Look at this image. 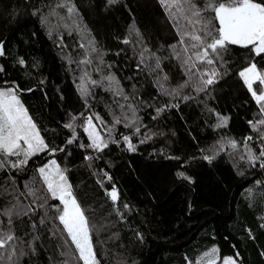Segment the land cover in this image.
Segmentation results:
<instances>
[{
	"label": "trees",
	"instance_id": "1",
	"mask_svg": "<svg viewBox=\"0 0 264 264\" xmlns=\"http://www.w3.org/2000/svg\"><path fill=\"white\" fill-rule=\"evenodd\" d=\"M62 2L0 0V40L5 45V56L0 57V65L5 68L0 73V86H5V81H16L22 89L32 88L31 92L21 93V100L42 134L71 153L68 156L57 153L56 158L70 169L69 179L77 199L88 209L100 264H194L212 247L218 248L220 261L238 252L242 264H264L261 255L264 228L260 227L264 224V186L256 184L258 180L264 182V171L240 159L245 152V136L254 137L250 146L255 149L261 146L247 124L249 119L259 117L258 106L237 75L246 66L247 50L231 46L226 56L229 74L213 87L210 95H197L186 89L195 99L181 102L179 109L167 110L152 119L156 116L155 106L170 98L159 94L155 77L148 69L143 65L137 69L138 45H125L121 41L134 21L145 44L157 55H167V45L175 43L177 37L158 0H120L108 8L105 0H73L96 46L104 54L100 71L96 70L95 59L91 65L78 63L84 58L79 44L87 45L90 37L75 30L72 20L66 18V10L56 9L58 15L49 17L47 26L29 14L30 4L43 7L44 15L48 16V7L44 6L55 8ZM20 57L26 66L16 63ZM255 60L258 68L264 70V61L258 57ZM162 67L168 75L166 87L182 82V70L176 61L165 60ZM109 71L130 96L128 102H132L131 94L135 92L140 104L138 115L146 127L141 128L139 137L133 138L136 152L110 144L98 158L88 162L83 160V155L97 154L79 149L76 144L63 145L67 130L62 125L69 114L83 112L85 116L99 113L110 127L112 113L121 115L117 101L127 102L114 97L104 87L93 86L85 78V86L92 93L88 97L89 108L83 106L78 92L85 72L99 81ZM40 80L44 83L40 84ZM217 113L229 117L227 126L214 127ZM78 122H81L79 117ZM115 128L114 136L130 134L123 124ZM99 130L106 135L104 126H99ZM77 132L86 142L83 129L78 127ZM144 133L153 135L139 144ZM222 139H235L238 148L225 146L215 154L212 163L205 161L203 156L212 155ZM34 163L39 164L40 159L33 158L24 172L13 173L19 185L32 176ZM178 171L190 177L191 182L178 178ZM104 172L111 176V181L103 178ZM4 179V172L0 171V184ZM101 179L103 188L97 183ZM113 184L119 192L118 204L127 203L131 207L124 221L114 213L109 215L112 204L104 189L110 190ZM248 189H252L251 195ZM5 202L0 196V209ZM24 231L18 229L17 235H23ZM136 231L143 234V242L136 238ZM58 243L55 237L44 233L37 242L36 254L23 256L19 264H58L60 249L54 247Z\"/></svg>",
	"mask_w": 264,
	"mask_h": 264
},
{
	"label": "snow or ice",
	"instance_id": "2",
	"mask_svg": "<svg viewBox=\"0 0 264 264\" xmlns=\"http://www.w3.org/2000/svg\"><path fill=\"white\" fill-rule=\"evenodd\" d=\"M119 2L120 0H105V8ZM158 4L164 10L177 37L175 43L167 45V55H157L145 44L134 21L128 25V35L121 41L125 45L130 43L138 45L137 69H140L141 65L148 69L155 77L159 94L170 98L155 106L156 116L152 119H156L167 110L179 109L181 102L186 103L195 99L185 91L186 89L197 95L201 93L205 96L210 95L213 87L229 74L226 56L231 46L245 49L248 54L246 66L242 67L237 75L258 106L259 117L255 120L249 119L247 124L256 134L261 146L259 149L250 146L249 142L253 141L254 137L245 136L243 140L245 152L240 159L246 160L251 167L258 166L264 171V70L258 68L255 60L258 57L264 61V0H158ZM44 7H48V16L44 15L43 7L31 4L29 14L37 17L41 25L47 26L50 23L49 17L58 15L56 9L66 10V18L72 20L75 30L90 37L87 45L79 44L84 52V58L78 63L91 65L95 59L98 61L96 70L100 71L99 65L104 63V54L96 46L95 38L91 37L90 29L83 23V17L73 0L57 3L55 8L49 5ZM13 15L15 16V11ZM51 35L49 31V38ZM59 40L63 47V37L60 36ZM3 56L5 45L4 41L0 40V57ZM165 60L176 61L177 67L182 70V82H177L174 87H166L168 75L164 73L162 67ZM69 62H72L70 58ZM16 63L21 67L26 66V61L22 57L17 58ZM107 67L110 69L111 65ZM4 72V66L0 65V73ZM85 78L91 85L104 87L114 97H120L127 103L120 104L117 101L121 115L112 113L110 127L105 124L99 113L87 116L83 112L78 115L69 114L67 121L62 125V128L67 130L63 145L76 144L79 149L91 150L97 154L83 155V160L88 162L98 158V154H102L110 144L117 147L122 145L130 153L136 152L137 143L133 142V138L139 137L141 128L146 126L138 115L140 104L137 102L135 92L131 94L132 102H128L130 96L124 92L120 81L113 73L109 71L98 81L91 79L85 72L78 87L85 108L90 107L88 97L92 94L85 86ZM39 83L43 84L44 81L40 80ZM25 90L33 91L30 87L22 89L16 81H5V86H0V171L4 172L5 177L4 182L0 184V196L6 201L0 209V262L19 264L23 256L35 255L37 242L41 241L44 233H48L49 237H55L59 241L54 245L60 249L61 259L58 264H100L93 244L94 228L87 214L88 209L82 207L77 199L69 179L70 169L66 165L62 166L56 158L57 153H64L65 156L71 153H66L65 147L50 141L42 134L41 128L20 98ZM216 115L217 123L214 127L227 126L229 117L219 113ZM78 117L81 122H78ZM120 124L129 129L130 134L114 136L115 126ZM99 126L105 127L106 135L101 134ZM78 127L83 129V134L87 137L86 142L80 139ZM152 135L144 133L143 139H139L138 143H145ZM225 146L235 150L238 148V142L235 139H222L219 146L212 150L213 154L204 155L203 159L212 163L215 154L223 151ZM33 158H39L40 163H34L32 176L24 180L21 186L13 173L24 172ZM176 176L191 182L190 177L184 172L178 171ZM103 178L109 181L112 179L107 172L103 173ZM97 183L103 188L102 179L97 180ZM256 184L264 186V182L259 180ZM247 192L251 195L252 189H248ZM104 194L112 204L109 215L114 213L124 221L131 207L127 203L122 206L118 204L119 192L116 186L113 184L110 190L104 189ZM260 227L264 228V224ZM18 229L26 231L23 235H17ZM134 234L143 242L142 233L136 231ZM248 234L251 237V230ZM217 251L216 247L208 249L196 264H217ZM238 257V252L235 256H226L223 258V264H242Z\"/></svg>",
	"mask_w": 264,
	"mask_h": 264
},
{
	"label": "rangeland",
	"instance_id": "3",
	"mask_svg": "<svg viewBox=\"0 0 264 264\" xmlns=\"http://www.w3.org/2000/svg\"><path fill=\"white\" fill-rule=\"evenodd\" d=\"M255 87V86H254ZM217 250H218V248H217ZM203 256V254L201 255V256H199L198 258H197V260L199 259V258H201ZM196 260V261H197ZM196 261H195V263L194 264H196ZM220 255H219V250L217 251V264H223V260L222 261H220Z\"/></svg>",
	"mask_w": 264,
	"mask_h": 264
},
{
	"label": "crops",
	"instance_id": "4",
	"mask_svg": "<svg viewBox=\"0 0 264 264\" xmlns=\"http://www.w3.org/2000/svg\"><path fill=\"white\" fill-rule=\"evenodd\" d=\"M217 248V247H216Z\"/></svg>",
	"mask_w": 264,
	"mask_h": 264
}]
</instances>
